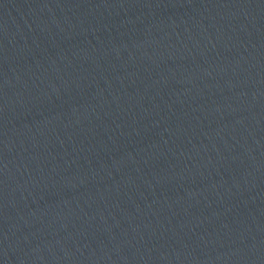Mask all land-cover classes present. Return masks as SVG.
<instances>
[{"label": "water", "instance_id": "obj_1", "mask_svg": "<svg viewBox=\"0 0 264 264\" xmlns=\"http://www.w3.org/2000/svg\"><path fill=\"white\" fill-rule=\"evenodd\" d=\"M0 264H264V0H0Z\"/></svg>", "mask_w": 264, "mask_h": 264}]
</instances>
